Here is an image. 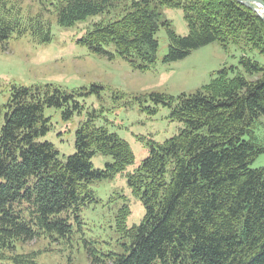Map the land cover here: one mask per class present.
I'll list each match as a JSON object with an SVG mask.
<instances>
[{
  "label": "trees",
  "instance_id": "obj_1",
  "mask_svg": "<svg viewBox=\"0 0 264 264\" xmlns=\"http://www.w3.org/2000/svg\"><path fill=\"white\" fill-rule=\"evenodd\" d=\"M46 4L24 16L15 0H0V45L26 34L38 42L51 40L47 11L59 25L70 27L120 7L115 20L95 21L80 41L97 53H109L105 46L114 44L121 57L146 69L157 60L160 9L181 7L189 33L179 35L163 22L169 33L165 62L213 42L242 51L239 66L218 70L194 93L177 99L153 94L172 107V116L185 127L164 143L152 144L129 175L146 213L139 225L127 228L129 207L120 209L118 228L126 250L97 254L94 248L92 264H264V166L251 167L264 153V141L255 134L264 117V65L254 58L264 55V22L258 13L237 0ZM101 88L94 84L91 91ZM9 91L8 101L0 104V264H38L37 252L11 253L16 243L47 233L55 240L70 237V211L78 212L93 197L90 184L123 171L135 155L126 140L96 126L91 117L77 130L76 152L62 161L53 143L39 140L51 127L45 108L62 107L69 118L82 108L75 94L84 93L52 84L12 85ZM96 153L111 155L113 162L95 169Z\"/></svg>",
  "mask_w": 264,
  "mask_h": 264
},
{
  "label": "rangeland",
  "instance_id": "obj_2",
  "mask_svg": "<svg viewBox=\"0 0 264 264\" xmlns=\"http://www.w3.org/2000/svg\"><path fill=\"white\" fill-rule=\"evenodd\" d=\"M131 2L128 0V4ZM15 4L22 8L24 16L47 8L46 0H15ZM121 9L90 16L70 27L59 25L54 14L47 11L45 15L53 25L51 40L38 42L26 34L11 38L6 46L0 45V104L8 101L12 85L52 84L84 93L75 94L82 108L69 118H65L62 107L45 108L44 114L50 119L51 127L39 140L53 143L59 159L66 161L76 152L77 130L91 117L96 126L126 140L135 155L134 162L123 171L90 184L93 197L78 212L70 211V237L60 236L55 240L47 233L33 241L17 242L16 251L11 252L14 255L37 252L38 264H92L94 248L97 254L124 252L126 240L118 228L120 209L125 205L129 207L127 228L139 225L146 213L141 198L134 194L129 184V175L149 155L152 144L164 143L185 127L184 121L172 116V107L157 102L153 94H167L177 99L182 93L191 94L201 89L218 70L239 66L242 51L233 44L225 50L219 42L197 48L183 59L164 61L169 33L163 22L168 21L179 35L189 33L181 7L160 9L162 22L157 31V60L149 68L134 67L117 53L114 44L105 46L109 53H97L80 41L95 21L115 20ZM261 11L258 7L255 12ZM254 58L264 65V55L254 54ZM94 84L102 88L91 91ZM3 124L2 115L0 132ZM255 134L257 139L264 141V117L257 121ZM92 162L95 169H105L107 163L113 162V157L96 153ZM263 166L264 153L251 167Z\"/></svg>",
  "mask_w": 264,
  "mask_h": 264
},
{
  "label": "water",
  "instance_id": "obj_3",
  "mask_svg": "<svg viewBox=\"0 0 264 264\" xmlns=\"http://www.w3.org/2000/svg\"><path fill=\"white\" fill-rule=\"evenodd\" d=\"M243 5L250 7L253 10H257L258 7H261L262 11L259 14L264 20V0H237Z\"/></svg>",
  "mask_w": 264,
  "mask_h": 264
},
{
  "label": "bare ground",
  "instance_id": "obj_4",
  "mask_svg": "<svg viewBox=\"0 0 264 264\" xmlns=\"http://www.w3.org/2000/svg\"><path fill=\"white\" fill-rule=\"evenodd\" d=\"M255 11H257V10H255ZM256 13H258V15L260 14L259 12H256ZM260 16V15H259Z\"/></svg>",
  "mask_w": 264,
  "mask_h": 264
}]
</instances>
